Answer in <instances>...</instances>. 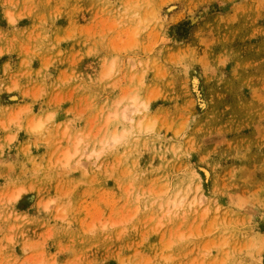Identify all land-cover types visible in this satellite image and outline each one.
<instances>
[{"label":"rangeland","instance_id":"1","mask_svg":"<svg viewBox=\"0 0 264 264\" xmlns=\"http://www.w3.org/2000/svg\"><path fill=\"white\" fill-rule=\"evenodd\" d=\"M0 264H264V0H0Z\"/></svg>","mask_w":264,"mask_h":264},{"label":"bare ground","instance_id":"2","mask_svg":"<svg viewBox=\"0 0 264 264\" xmlns=\"http://www.w3.org/2000/svg\"><path fill=\"white\" fill-rule=\"evenodd\" d=\"M124 119H126V121L127 122H130L132 119H130V117L129 116H124ZM42 127V124L40 123V122H37L32 128H34V129H38V128H41ZM120 140V138L119 137H115V136H113L112 138H111V144H115V143H117L118 141ZM109 143V142H108ZM107 144V143H106ZM108 145V144H107ZM109 146V145H108ZM71 157V156H70ZM182 202H180V204H181ZM171 204L173 205V206H176L177 204H176V201L175 200H172L171 201Z\"/></svg>","mask_w":264,"mask_h":264}]
</instances>
